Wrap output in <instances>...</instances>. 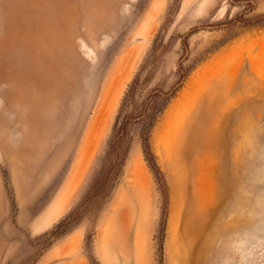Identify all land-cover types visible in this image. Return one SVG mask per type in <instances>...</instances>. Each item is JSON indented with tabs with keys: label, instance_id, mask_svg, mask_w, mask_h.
I'll use <instances>...</instances> for the list:
<instances>
[{
	"label": "rangeland",
	"instance_id": "374dc122",
	"mask_svg": "<svg viewBox=\"0 0 264 264\" xmlns=\"http://www.w3.org/2000/svg\"><path fill=\"white\" fill-rule=\"evenodd\" d=\"M0 264H264V0H0Z\"/></svg>",
	"mask_w": 264,
	"mask_h": 264
}]
</instances>
